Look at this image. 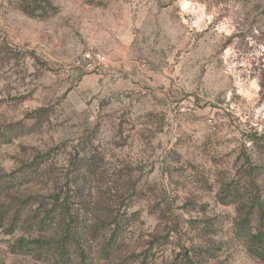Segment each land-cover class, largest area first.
I'll list each match as a JSON object with an SVG mask.
<instances>
[{"label":"rangeland","instance_id":"obj_1","mask_svg":"<svg viewBox=\"0 0 264 264\" xmlns=\"http://www.w3.org/2000/svg\"><path fill=\"white\" fill-rule=\"evenodd\" d=\"M49 1L0 0V264L65 207L86 264H264V0Z\"/></svg>","mask_w":264,"mask_h":264},{"label":"trees","instance_id":"obj_2","mask_svg":"<svg viewBox=\"0 0 264 264\" xmlns=\"http://www.w3.org/2000/svg\"><path fill=\"white\" fill-rule=\"evenodd\" d=\"M36 0H34L35 2ZM48 1V4L51 5L50 1ZM32 9H36V8H32ZM33 13V12H32ZM227 194H225L224 197H226ZM235 194H233L234 197ZM235 199V198H232ZM257 207V218H258V222L259 224H263V217H264V211L261 208V204L259 202H257L256 204ZM62 213L63 219L62 221L64 222V228H63V234L61 236H59V238L57 239H50V240H40V239H35L32 241H28L25 239H21L19 240L18 245L19 246H23L26 247L27 250H30V246L28 245V243L33 242V243H38L40 246L42 245H47L49 246V248L52 249L56 263H65L66 262V258L68 257V252L69 249L74 248L75 252L77 253V259L79 260L80 264H86V260H89L87 258V254L84 250V248L82 247L81 243H80V237L77 236V228H76V217L73 216V214H71V212L68 210V208H63V211L60 212V214ZM48 216L47 214H43V216L39 218L40 221H44V217ZM244 221H242L244 224H249L251 218H250V210L247 211V213L244 216ZM58 223L61 222L57 221ZM262 239V237L259 234H249V240L251 242V244H254V250L257 249V247H260V245L258 244L259 241ZM30 247V248H29ZM48 248V249H49ZM76 259V260H77ZM73 262L70 261L69 264H72Z\"/></svg>","mask_w":264,"mask_h":264},{"label":"built area","instance_id":"obj_3","mask_svg":"<svg viewBox=\"0 0 264 264\" xmlns=\"http://www.w3.org/2000/svg\"><path fill=\"white\" fill-rule=\"evenodd\" d=\"M90 56L89 54H82L80 60H78L77 62H81L83 65H85L86 67H90Z\"/></svg>","mask_w":264,"mask_h":264}]
</instances>
